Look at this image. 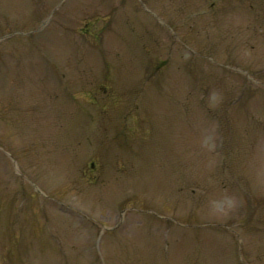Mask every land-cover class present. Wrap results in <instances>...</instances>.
Returning a JSON list of instances; mask_svg holds the SVG:
<instances>
[{
    "label": "rangeland",
    "instance_id": "rangeland-1",
    "mask_svg": "<svg viewBox=\"0 0 264 264\" xmlns=\"http://www.w3.org/2000/svg\"><path fill=\"white\" fill-rule=\"evenodd\" d=\"M0 264H264V0H0Z\"/></svg>",
    "mask_w": 264,
    "mask_h": 264
}]
</instances>
